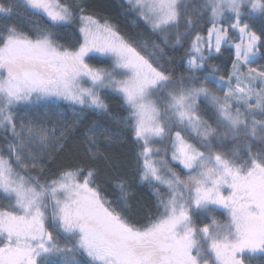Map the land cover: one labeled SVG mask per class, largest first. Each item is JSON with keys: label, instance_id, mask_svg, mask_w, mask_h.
<instances>
[{"label": "snow or ice", "instance_id": "1", "mask_svg": "<svg viewBox=\"0 0 264 264\" xmlns=\"http://www.w3.org/2000/svg\"><path fill=\"white\" fill-rule=\"evenodd\" d=\"M122 7L0 0V264H264V0Z\"/></svg>", "mask_w": 264, "mask_h": 264}, {"label": "trees", "instance_id": "2", "mask_svg": "<svg viewBox=\"0 0 264 264\" xmlns=\"http://www.w3.org/2000/svg\"><path fill=\"white\" fill-rule=\"evenodd\" d=\"M89 4L92 6L93 10L99 13L103 17H108L113 23L118 24L122 30L135 34L139 30L134 27L131 23L130 17L125 14V10L122 7L123 0H88ZM258 26V25H257ZM109 104L114 113H119L120 105L116 98H109ZM68 117H71V112L67 113ZM93 122L100 123L110 128H117V125L107 119L102 118L94 113H89L85 121L86 124H92ZM116 151L125 152L128 155H131V146L125 141L124 145H116ZM136 198L141 201L142 204L148 205L150 202L149 195L146 191H141L137 189ZM222 219V217H220Z\"/></svg>", "mask_w": 264, "mask_h": 264}]
</instances>
